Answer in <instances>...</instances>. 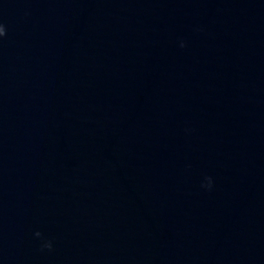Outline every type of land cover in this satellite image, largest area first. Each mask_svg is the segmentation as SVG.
I'll list each match as a JSON object with an SVG mask.
<instances>
[{
	"label": "water",
	"instance_id": "95a60500",
	"mask_svg": "<svg viewBox=\"0 0 264 264\" xmlns=\"http://www.w3.org/2000/svg\"><path fill=\"white\" fill-rule=\"evenodd\" d=\"M0 25V264H264V0H0Z\"/></svg>",
	"mask_w": 264,
	"mask_h": 264
},
{
	"label": "clouds",
	"instance_id": "9594fccd",
	"mask_svg": "<svg viewBox=\"0 0 264 264\" xmlns=\"http://www.w3.org/2000/svg\"><path fill=\"white\" fill-rule=\"evenodd\" d=\"M4 35H5V28H4L3 25H0V38L4 37ZM183 46H184V45H183V43H182V44H181V47H183ZM206 181H207V182H206L205 184H203L202 187H205V188L210 189L211 186H212V181H211L210 178H206ZM35 235H36V236H40V233L37 232ZM42 247H44V248H48V249L50 250L51 247H52L51 242H45V243L42 245Z\"/></svg>",
	"mask_w": 264,
	"mask_h": 264
}]
</instances>
